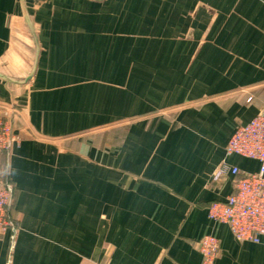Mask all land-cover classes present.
I'll use <instances>...</instances> for the list:
<instances>
[{"label":"crops","instance_id":"0c3cea01","mask_svg":"<svg viewBox=\"0 0 264 264\" xmlns=\"http://www.w3.org/2000/svg\"><path fill=\"white\" fill-rule=\"evenodd\" d=\"M40 48L26 84L0 78L20 136L0 264H264L208 207L235 129L264 112V0H25ZM22 0H0V71L29 74Z\"/></svg>","mask_w":264,"mask_h":264},{"label":"built area","instance_id":"2783aa9c","mask_svg":"<svg viewBox=\"0 0 264 264\" xmlns=\"http://www.w3.org/2000/svg\"><path fill=\"white\" fill-rule=\"evenodd\" d=\"M20 139L15 130L10 109L0 104V157L10 151ZM226 154H238L259 162L257 172H246L222 160L215 168L212 180L226 175L234 179V191L208 207V217L228 225L240 242L261 243L264 240V112H259L246 124L238 126L231 135ZM13 190L8 175L0 173V235L15 227L10 217ZM219 238L214 234L202 237L199 251L204 264H213L218 253Z\"/></svg>","mask_w":264,"mask_h":264},{"label":"water","instance_id":"95a60500","mask_svg":"<svg viewBox=\"0 0 264 264\" xmlns=\"http://www.w3.org/2000/svg\"><path fill=\"white\" fill-rule=\"evenodd\" d=\"M24 1L25 0H22V4H23V8H24V15H25L27 24L29 25V27L31 29V32L33 34V37H34V40H35V44H36L35 45V55H34V61H33L32 68H31L29 74H27L26 76H23V77L12 76V75H9L7 73H4V72L0 71V78L1 79L5 80L6 82H9V83H12V84H17V85L26 84L32 79V77L34 76L35 71L37 69L38 57H39V51H40V48H39V45H38V42H37V37H36L35 31H34V28H33V24L31 22L29 14H28L25 6H24L25 5ZM95 1H102V0H95Z\"/></svg>","mask_w":264,"mask_h":264},{"label":"rangeland","instance_id":"374dc122","mask_svg":"<svg viewBox=\"0 0 264 264\" xmlns=\"http://www.w3.org/2000/svg\"><path fill=\"white\" fill-rule=\"evenodd\" d=\"M6 166H5V163L4 164H0V173L1 174H4L6 172Z\"/></svg>","mask_w":264,"mask_h":264}]
</instances>
